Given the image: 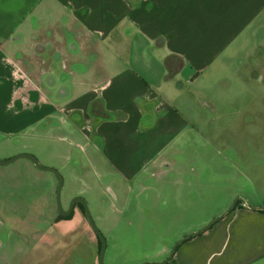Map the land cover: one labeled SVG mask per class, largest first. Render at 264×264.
Here are the masks:
<instances>
[{"label":"crops","instance_id":"crops-1","mask_svg":"<svg viewBox=\"0 0 264 264\" xmlns=\"http://www.w3.org/2000/svg\"><path fill=\"white\" fill-rule=\"evenodd\" d=\"M171 54L178 59L172 74L165 66ZM246 65L250 79L264 66V0H0V102L18 108V122L0 120V133L38 130L70 141L75 147L54 154L67 176L93 171L120 186L159 167L172 143L194 138L209 98L236 100L249 80ZM251 210L237 212L256 222L229 224L230 239L250 240V252L208 256L209 264H264V213ZM54 218L50 228L69 233V222ZM2 249L0 240V264L82 259L19 260Z\"/></svg>","mask_w":264,"mask_h":264},{"label":"rangeland","instance_id":"rangeland-1","mask_svg":"<svg viewBox=\"0 0 264 264\" xmlns=\"http://www.w3.org/2000/svg\"><path fill=\"white\" fill-rule=\"evenodd\" d=\"M255 69L251 70L255 75L250 79V69L244 67L249 80L240 86L236 100L213 97L207 101V111L200 108L201 126L194 138L186 143H172L163 151L159 167L150 166L120 186H112L107 178L100 181L88 165L84 168H90L91 175L67 176L59 164L60 157L55 158L54 154H61L71 145L75 147L74 144L38 130L0 133V161L25 152L33 154L42 165L59 170L63 177L61 205L66 206L77 195L87 200L91 216L106 241L104 264L162 261L180 239L219 217L235 198L251 207L264 205V66ZM1 102L0 120L16 124L17 103L11 100V109L4 110ZM56 186L57 179L51 171L38 169L27 158L0 165L3 253L19 260L41 254L82 256L78 264H93V260L99 264L98 241L94 242L97 236L77 206L70 221L66 220L69 233L62 235L55 225L50 228L53 216L59 213ZM78 190L80 194H76ZM240 202L209 227L177 244L164 264H177L178 259L180 264H186L189 256L190 264H209L208 256L237 255L242 247L250 252V240L238 244L234 237L230 239V223L257 221L237 212L243 204ZM48 239L51 242L44 245L42 242ZM61 239L72 241L73 249L59 248L56 243ZM43 245L47 250H43Z\"/></svg>","mask_w":264,"mask_h":264},{"label":"water","instance_id":"water-1","mask_svg":"<svg viewBox=\"0 0 264 264\" xmlns=\"http://www.w3.org/2000/svg\"><path fill=\"white\" fill-rule=\"evenodd\" d=\"M21 157L29 159L38 169L45 170V171H51L56 176L57 186H56V191H55V200H56V205L58 207V210H59L60 214L69 215L72 212V210H73V204L75 202H81L82 203L83 208H84V213H85V216L87 218V221H88L90 227L95 232L96 236L98 237V239L100 241V248H99V251H98V262H99V264H104L103 263V257H104V252H105V248H106V241H105V238H104L103 234L101 233V231L99 230V228L97 227V225L95 224V222H94V220H93V218L91 216V213H90L89 208L87 206V200L83 196H74V197H72L70 199L68 208L66 210H64L62 205H61V200H60V193H61V188H62V185H63V177H62L61 173L59 172V170H57L54 167L42 165L33 154L20 152L18 154H15L12 157L6 159V160L0 161V165L8 164V163L14 161L15 159L21 158ZM237 200L242 201L243 205L248 207V208H251V209H263L264 210V207H251V206H248L247 204H245V202L243 200H241L239 197H237V198H235L233 200L232 205L229 206L219 217L214 218L212 221H210L208 224L203 226L198 231L193 232V233H191V234H189L187 236H184L182 239H180L173 246V248L171 249L169 255L164 260L159 261V262H155V263H151V264H164V263H166L172 257L174 249H175L177 244H179L182 240H185L186 238H188V237H190L192 235L198 234L203 229L209 227L214 221H216L217 219H219L220 217H222L226 213H228L234 207L235 202ZM145 263H147V262H144L142 264H145Z\"/></svg>","mask_w":264,"mask_h":264},{"label":"trees","instance_id":"trees-1","mask_svg":"<svg viewBox=\"0 0 264 264\" xmlns=\"http://www.w3.org/2000/svg\"><path fill=\"white\" fill-rule=\"evenodd\" d=\"M165 66H166L167 71L170 74H172L175 70H177L178 69V59L176 58V55H174V54L169 55L166 58V60H165ZM260 212L264 213V210H261ZM72 214H70L68 216H62L61 214H59L56 217V219H58V220H60V219H70L72 217ZM97 241H98V251H99L100 241L98 239H97ZM145 264H151V263H145Z\"/></svg>","mask_w":264,"mask_h":264},{"label":"flooded vegetation","instance_id":"flooded-vegetation-1","mask_svg":"<svg viewBox=\"0 0 264 264\" xmlns=\"http://www.w3.org/2000/svg\"><path fill=\"white\" fill-rule=\"evenodd\" d=\"M77 196H79V195H77ZM240 200H237L236 202H235V205H234V207L236 206V205H240ZM68 205H69V202L66 204V206H62L63 207V209L64 210H66L67 208H68ZM242 206H244L243 204H241ZM75 206H77V208H78V210L81 212V214L83 215V217H84V219L86 220V222H87V225L90 227V225H89V223H88V221H87V218H86V216H85V213H84V208H83V205H82V203L81 202H75L74 204H73V210H74V208H75ZM233 207V208H234ZM258 207H264V205H261V206H258ZM232 208V209H233ZM231 209V210H232ZM73 210H72V212L70 213V214H74V212H73ZM230 210V211H231ZM257 211H261V210H263V209H256ZM262 213V212H261ZM60 213H57L56 215H55V218H54V222H58V221H62V220H69V219H60V220H58V219H56V217L59 215ZM69 214V215H70ZM73 214H72V216H73ZM62 215V214H61ZM62 216H68V215H62ZM72 218V217H71ZM97 239H98V237H96ZM99 240V239H98Z\"/></svg>","mask_w":264,"mask_h":264}]
</instances>
